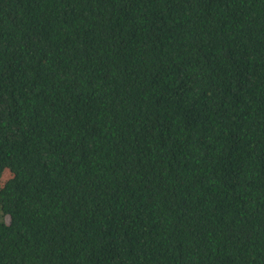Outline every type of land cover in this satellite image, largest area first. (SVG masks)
<instances>
[{
  "label": "trees",
  "instance_id": "trees-1",
  "mask_svg": "<svg viewBox=\"0 0 264 264\" xmlns=\"http://www.w3.org/2000/svg\"><path fill=\"white\" fill-rule=\"evenodd\" d=\"M0 264H264V0H0Z\"/></svg>",
  "mask_w": 264,
  "mask_h": 264
}]
</instances>
